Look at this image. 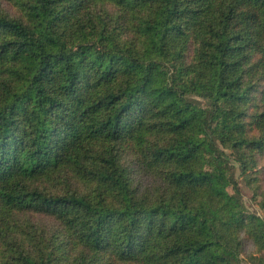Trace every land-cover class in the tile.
I'll return each instance as SVG.
<instances>
[{
  "label": "trees",
  "instance_id": "16d2710c",
  "mask_svg": "<svg viewBox=\"0 0 264 264\" xmlns=\"http://www.w3.org/2000/svg\"><path fill=\"white\" fill-rule=\"evenodd\" d=\"M3 1L0 264H264V0Z\"/></svg>",
  "mask_w": 264,
  "mask_h": 264
},
{
  "label": "rangeland",
  "instance_id": "374dc122",
  "mask_svg": "<svg viewBox=\"0 0 264 264\" xmlns=\"http://www.w3.org/2000/svg\"><path fill=\"white\" fill-rule=\"evenodd\" d=\"M0 4L3 8L7 9L10 13H12L13 15L15 14V9L7 4L5 1L0 0ZM138 178L140 179V182H142L143 184H148L149 179L145 176L142 175V173H138ZM236 178L239 179L240 181V186H241V193H242V198L244 201L245 206L254 213H257L259 215H263L262 212L260 211L259 207L257 206V204L255 203L254 199H253V191L250 189V187L245 183V180H243L241 178L240 172L237 168L236 170ZM34 221L36 223L40 225H44V226H48L49 229H54L55 228V223L51 218H42V219H38L35 218Z\"/></svg>",
  "mask_w": 264,
  "mask_h": 264
}]
</instances>
